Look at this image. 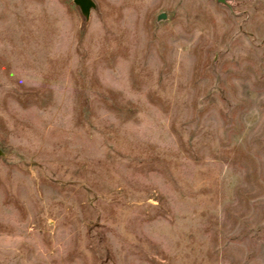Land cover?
I'll return each mask as SVG.
<instances>
[{
	"label": "rangeland",
	"instance_id": "rangeland-1",
	"mask_svg": "<svg viewBox=\"0 0 264 264\" xmlns=\"http://www.w3.org/2000/svg\"><path fill=\"white\" fill-rule=\"evenodd\" d=\"M0 0V264H264V0Z\"/></svg>",
	"mask_w": 264,
	"mask_h": 264
},
{
	"label": "water",
	"instance_id": "water-1",
	"mask_svg": "<svg viewBox=\"0 0 264 264\" xmlns=\"http://www.w3.org/2000/svg\"><path fill=\"white\" fill-rule=\"evenodd\" d=\"M221 2H225V0H219ZM75 4H77L84 15L87 17L90 15L91 9L95 6L94 0H74Z\"/></svg>",
	"mask_w": 264,
	"mask_h": 264
}]
</instances>
